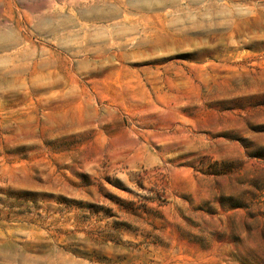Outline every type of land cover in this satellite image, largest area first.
Here are the masks:
<instances>
[{
  "label": "rangeland",
  "instance_id": "374dc122",
  "mask_svg": "<svg viewBox=\"0 0 264 264\" xmlns=\"http://www.w3.org/2000/svg\"><path fill=\"white\" fill-rule=\"evenodd\" d=\"M0 264H264V0H0Z\"/></svg>",
  "mask_w": 264,
  "mask_h": 264
}]
</instances>
